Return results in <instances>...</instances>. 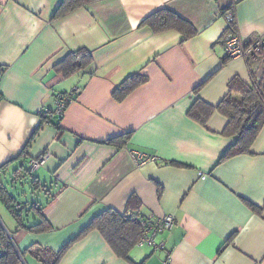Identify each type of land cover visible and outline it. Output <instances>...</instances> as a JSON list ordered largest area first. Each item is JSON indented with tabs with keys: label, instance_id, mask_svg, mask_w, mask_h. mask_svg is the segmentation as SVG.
Instances as JSON below:
<instances>
[{
	"label": "crops",
	"instance_id": "crops-1",
	"mask_svg": "<svg viewBox=\"0 0 264 264\" xmlns=\"http://www.w3.org/2000/svg\"><path fill=\"white\" fill-rule=\"evenodd\" d=\"M62 2L0 0V169H15V182L32 177L52 227L13 236L20 264H42L32 247L67 245L59 264H264V126L250 153L221 161L235 141L227 118L215 110L203 125L188 115L197 98L217 108L233 79L250 83L247 60L226 56L224 13L234 11L243 41L264 37V0H92L55 17ZM161 10L195 34L143 24ZM80 49L93 56L84 74L55 70ZM135 74L147 82L116 100ZM75 87L61 121H43L56 94ZM125 134L126 145L109 143ZM132 151L156 160L137 167ZM132 199L145 218L174 217L157 237L164 249L136 246L127 261L98 230L80 236Z\"/></svg>",
	"mask_w": 264,
	"mask_h": 264
},
{
	"label": "trees",
	"instance_id": "trees-1",
	"mask_svg": "<svg viewBox=\"0 0 264 264\" xmlns=\"http://www.w3.org/2000/svg\"><path fill=\"white\" fill-rule=\"evenodd\" d=\"M90 1L92 0H63L55 17H59L67 11L82 7ZM143 24L150 26L155 32L175 29L182 32L185 38L191 37L196 32L190 24L168 10H161L152 14ZM232 29L237 31L236 25H234ZM229 31L230 28H227V33ZM250 44L251 40L245 41L246 47H249ZM227 58L229 59V57ZM92 62V54L88 50L80 49L69 53L63 61L55 66V70L68 78L75 74H84L86 70L89 69ZM247 63L250 69V83L235 78L230 82L229 92L217 108L197 98L188 112V115L192 119L203 125L207 124L215 110L227 118L228 123L224 134L230 138H234L235 141L224 153L221 161L241 154L250 153L252 145L264 126V49H261L254 57L247 58ZM2 74L3 73L0 72V76H2ZM147 80L148 78L141 74L128 77L115 89L113 93L114 98L118 101L123 100L133 90L146 83ZM199 88L200 87H198L196 91H198ZM70 92H72V90ZM70 92L60 94L68 95ZM80 94L81 88L79 94H73L74 102L78 100ZM69 106L70 104L68 103V107ZM63 115L59 117L52 113L49 119H44L43 121H49L53 117L61 121ZM129 136L130 134L122 135L110 140L109 143L122 147L127 144ZM172 164L174 165V163ZM4 169H6V166L0 169V177ZM26 172L28 175H32L29 169H27ZM32 185L33 189H35L36 182L34 181ZM0 200L16 222L17 230L15 234L23 231L44 233L52 229L50 223L43 215L45 206H41L39 202L30 206H23L19 203L18 199L10 194L1 181ZM138 205V202L132 199L128 205V211L124 214H120L112 209L104 211L94 218L90 226L86 228L80 236L85 235L91 230H98L118 257L131 261L130 253L138 246L142 238L143 228L141 224L145 219L139 212ZM12 234L13 235L10 234L9 236L0 222V247H3L5 250V253L0 255V264L21 263L20 255L14 243L13 236L15 234ZM68 247L69 245L59 253H54L49 249H42L35 246V249L32 247L28 252H33L32 254L40 260L42 264H59Z\"/></svg>",
	"mask_w": 264,
	"mask_h": 264
},
{
	"label": "built area",
	"instance_id": "built-area-1",
	"mask_svg": "<svg viewBox=\"0 0 264 264\" xmlns=\"http://www.w3.org/2000/svg\"><path fill=\"white\" fill-rule=\"evenodd\" d=\"M102 1V0H96ZM224 17L227 21V28L230 31L226 34L224 40V48L226 56L233 59H246L254 57L261 49H264V37H256L251 39V44L249 47L245 46V41L239 37L237 31L232 29L236 25L235 14L233 10L226 11ZM80 88L75 87L70 94H60L55 96V107L53 110L45 109L42 111L41 115L44 119H49V116L54 113L56 116H62L68 103L71 105L74 102L73 94H79ZM52 111V112H51ZM132 158L137 167H142L150 161H155L156 157L146 155L142 152L132 151ZM45 163V157H40L35 160H31L29 163V172L33 173L38 170ZM1 222V219H0ZM143 228V235L138 243V246H149L154 250L164 249V244L157 242V237L164 232L171 231L175 226V219L171 215H166L160 218L149 217L145 218L141 224ZM10 236V234L8 233ZM5 253L3 247H0V255Z\"/></svg>",
	"mask_w": 264,
	"mask_h": 264
},
{
	"label": "rangeland",
	"instance_id": "rangeland-1",
	"mask_svg": "<svg viewBox=\"0 0 264 264\" xmlns=\"http://www.w3.org/2000/svg\"><path fill=\"white\" fill-rule=\"evenodd\" d=\"M14 170L11 169L8 172H4L1 174L0 180L2 184L8 189L10 194L19 200V203L23 206L25 205H32L36 202H39L40 193H36L37 191L33 189L32 185V177L28 176V179L24 181H13L14 178ZM0 218H1V224L5 229L11 233L16 232L17 225L13 217L8 212L7 208L1 202L0 200ZM18 234V233H17ZM16 235V234H15Z\"/></svg>",
	"mask_w": 264,
	"mask_h": 264
}]
</instances>
